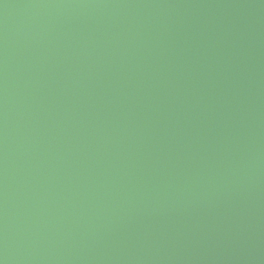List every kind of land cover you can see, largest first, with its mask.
Here are the masks:
<instances>
[{
    "label": "water",
    "instance_id": "1",
    "mask_svg": "<svg viewBox=\"0 0 264 264\" xmlns=\"http://www.w3.org/2000/svg\"><path fill=\"white\" fill-rule=\"evenodd\" d=\"M0 264H264V0H0Z\"/></svg>",
    "mask_w": 264,
    "mask_h": 264
}]
</instances>
